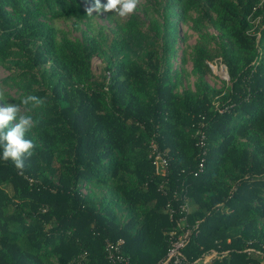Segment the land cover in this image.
I'll list each match as a JSON object with an SVG mask.
<instances>
[{"label": "trees", "instance_id": "trees-1", "mask_svg": "<svg viewBox=\"0 0 264 264\" xmlns=\"http://www.w3.org/2000/svg\"><path fill=\"white\" fill-rule=\"evenodd\" d=\"M86 2L95 0H0V61L18 66L26 95L45 101L23 171L0 159V264H50L51 254L57 264H155L188 204L200 221L180 264H264V0H168L166 52L172 17L196 5L244 51L218 43L229 90L182 95L131 22L112 43L108 80L92 81L97 43L60 40L47 21L89 19ZM197 52L202 62L205 49ZM120 239L113 261L106 243Z\"/></svg>", "mask_w": 264, "mask_h": 264}, {"label": "rangeland", "instance_id": "rangeland-1", "mask_svg": "<svg viewBox=\"0 0 264 264\" xmlns=\"http://www.w3.org/2000/svg\"><path fill=\"white\" fill-rule=\"evenodd\" d=\"M100 2L104 4L107 0H100ZM167 3L168 0H139L135 12L127 17H119L114 12L97 13L94 11L93 16L89 19L62 17L47 21L55 28L57 38L60 40L68 38L87 44L93 39L97 43L98 50L91 58L88 76L92 81L108 80L109 73L104 70V66L112 54V43L115 38L120 39L124 35L126 27L131 22L134 24L133 39L135 42L143 48H153L162 60L168 62L170 75L175 83V93L179 95L185 92L202 94L205 85L216 90H229L230 82L225 74L226 67L220 56L218 43L226 44L231 51L240 55H243L244 51L240 50L219 26L215 12L211 10L202 12L201 5H196L190 8L184 19H180L178 16L172 17L176 19L178 29L172 52H166L163 47L162 18ZM183 4L184 2H177V12ZM92 5L94 4L86 2L88 8ZM258 20L252 22V29ZM199 47L205 49L202 62L199 61L197 52ZM20 72L21 69L18 66L0 61V87L4 89L10 103H19L20 98L26 95L25 83ZM211 99L216 108L217 97L211 96ZM4 104V101H0V106H4ZM34 115H39L38 109ZM162 169L158 168L159 171ZM84 190L85 187L82 188L83 192ZM91 190L97 191L95 187H91ZM111 200L112 196L106 197V201ZM184 206L187 215L184 220L180 221L182 231L195 226L196 222L200 221L195 216L192 218L193 208L190 204ZM125 220L126 218H124ZM174 231L171 230V234ZM249 251L253 252L254 250L251 248ZM48 260L47 262L50 264H57L56 255L51 254Z\"/></svg>", "mask_w": 264, "mask_h": 264}, {"label": "clouds", "instance_id": "clouds-1", "mask_svg": "<svg viewBox=\"0 0 264 264\" xmlns=\"http://www.w3.org/2000/svg\"><path fill=\"white\" fill-rule=\"evenodd\" d=\"M139 0H107L101 4L95 0L87 11L114 12L119 17H127L137 9ZM0 159L11 161L21 171L25 168V161L34 155L37 147L35 140L31 138L40 121L34 113L42 108L45 101L43 98L28 94L20 98L19 103H10L5 91L0 87Z\"/></svg>", "mask_w": 264, "mask_h": 264}, {"label": "built area", "instance_id": "built-area-1", "mask_svg": "<svg viewBox=\"0 0 264 264\" xmlns=\"http://www.w3.org/2000/svg\"><path fill=\"white\" fill-rule=\"evenodd\" d=\"M225 74L227 75L226 70H225ZM152 147H153V152H152V154H153V156H152L153 157V165L155 167V170L159 173H164L165 166H166V159L161 153H159L156 150L155 145H152ZM199 166H200V170H201L202 163H200ZM159 167L163 168L162 171L158 170ZM183 210L186 211L185 206H183ZM184 218L185 217H183L181 219L184 220ZM180 221H178L179 227H180ZM193 227H197V225H195ZM193 227L185 228V229H183V231L181 228V233L177 234V235H175V231L172 234L170 232L171 242H170V246L168 248V251H167L165 257L162 258L161 260H159L155 264H180L182 262V260L184 259L183 249L189 240V237H190V234H191ZM121 242H122V240L120 239L116 243H112L110 241H107V243H106V248L108 251L109 258H111V260H113V261H114V259L117 258L116 252H118V244ZM215 255H216L215 251L209 252L207 254H204L202 258L197 260V262L205 263V262L209 261Z\"/></svg>", "mask_w": 264, "mask_h": 264}]
</instances>
